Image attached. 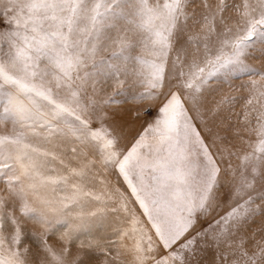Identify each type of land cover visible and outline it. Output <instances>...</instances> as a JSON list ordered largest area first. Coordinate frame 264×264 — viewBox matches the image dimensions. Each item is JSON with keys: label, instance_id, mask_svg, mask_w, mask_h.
<instances>
[{"label": "rangeland", "instance_id": "obj_1", "mask_svg": "<svg viewBox=\"0 0 264 264\" xmlns=\"http://www.w3.org/2000/svg\"><path fill=\"white\" fill-rule=\"evenodd\" d=\"M49 242L264 264V0H0V264Z\"/></svg>", "mask_w": 264, "mask_h": 264}, {"label": "bare ground", "instance_id": "obj_2", "mask_svg": "<svg viewBox=\"0 0 264 264\" xmlns=\"http://www.w3.org/2000/svg\"><path fill=\"white\" fill-rule=\"evenodd\" d=\"M83 205V204H82ZM57 219V218H56ZM3 220V225L1 226V228L3 227V232H5V234L4 233H2L3 235H7V238H6V240H8V237H9V231H8V229L10 228V226H9V228H6L5 227V225H6V222L7 221H5L4 219H2ZM84 226V229L85 228H88V225L87 224H85V225H83ZM11 230V229H10ZM84 234V233H83ZM83 234H80V235H82L83 236ZM65 235V234H64ZM77 234H75L74 236H73V234H68L67 236L69 237V238H71L70 239V242L71 243H74V242H76V239H80V235H77ZM12 237V236H11ZM58 237V236H57ZM65 237V236H64ZM52 238H53V236H52ZM55 238V237H54ZM100 237H98V240H100L99 239ZM3 239H4V237H3ZM11 239V238H10ZM56 239V238H55ZM59 239V238H58ZM58 239H56V240H58ZM63 239H65V238H63ZM96 239V238H95ZM54 241V240H53ZM64 241V240H63ZM8 242V241H7ZM51 242V241H50ZM49 242V248L47 249V250H49V251H47L48 253H51L52 252V258L50 257V256H46V257H44V256H42L39 252L41 251H43L42 249H40L39 250V252L35 249V248H33L32 246H29V247H26V248H24L23 249V254H24V257H23V261H24V263L25 264H56L58 261L59 262H61V261H64L65 263H67V262H70V256H69V254H74L75 252V250L73 251V249L74 248H71L70 247V249H72L71 251H69V253H68V255L67 254H65V253H63V249L61 250L60 248L58 249V247H57V245H54L53 243H50ZM55 242V241H54ZM65 242V241H64ZM56 243V242H55ZM51 244V245H50ZM57 244V243H56ZM59 244V243H58ZM61 244V243H60ZM20 248V247H19ZM59 250H61V251H59ZM67 251V252H68ZM76 252H78V251H76ZM44 253H45V248H44ZM79 253V252H78ZM22 254V255H23ZM80 254V253H79ZM74 258V257H73ZM72 259V258H71ZM75 261H77V260H75ZM56 262V263H55ZM72 262V261H71ZM83 262V260H78V262L77 263H79V264H81ZM23 263V262H22ZM23 263V264H24ZM62 263V262H61ZM64 263V264H65ZM58 264V263H57ZM75 264V263H74Z\"/></svg>", "mask_w": 264, "mask_h": 264}]
</instances>
